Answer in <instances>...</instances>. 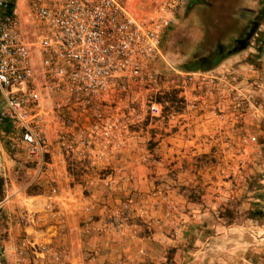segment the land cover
<instances>
[{
  "label": "rangeland",
  "instance_id": "374dc122",
  "mask_svg": "<svg viewBox=\"0 0 264 264\" xmlns=\"http://www.w3.org/2000/svg\"><path fill=\"white\" fill-rule=\"evenodd\" d=\"M149 1L154 9L165 0ZM26 8L19 0L22 17ZM162 55L156 71L166 83L154 99L163 114L137 105L117 157L96 156L101 143L87 141V114L78 113L82 124L70 129L61 112L58 124L42 129L62 156L56 181L48 172L52 148L39 170L16 131L0 124V264H51L32 244L52 247L44 237L59 236L64 225L53 190L80 185L85 200L93 182L114 204L101 224L92 204L82 205L83 261L264 264V0H189L164 35ZM188 74L208 78L185 84L178 75ZM104 231L111 232L109 260L93 239Z\"/></svg>",
  "mask_w": 264,
  "mask_h": 264
},
{
  "label": "built area",
  "instance_id": "2783aa9c",
  "mask_svg": "<svg viewBox=\"0 0 264 264\" xmlns=\"http://www.w3.org/2000/svg\"><path fill=\"white\" fill-rule=\"evenodd\" d=\"M188 1L165 0L153 9L149 0H25L22 17L19 0H0V124L16 131L39 170L52 148L42 129L58 124L61 112H68L70 129L82 124L78 113L87 114V141L101 143L99 158L121 154V129L131 124L137 105L162 116L154 96L166 79L156 68L164 35ZM178 76L194 85L208 78ZM121 111L128 116L108 114ZM32 250L65 264L66 253L56 247L34 243Z\"/></svg>",
  "mask_w": 264,
  "mask_h": 264
},
{
  "label": "crops",
  "instance_id": "0c3cea01",
  "mask_svg": "<svg viewBox=\"0 0 264 264\" xmlns=\"http://www.w3.org/2000/svg\"><path fill=\"white\" fill-rule=\"evenodd\" d=\"M246 51V50H245ZM53 137L50 138V141ZM53 141V140H52ZM52 144V155L51 160L52 162L49 164L48 172L53 175V179H56V181L62 180V176L64 168L62 164V156L60 155V152L57 151L55 146ZM127 159V156L124 155ZM60 161V162H59ZM60 163V164H59ZM100 182V181H99ZM93 186V188H92ZM93 195L89 196L88 199L84 198L82 199V196L79 195L80 190L82 189V186L80 185H67L65 186V189L58 188L55 193L52 194L50 199H52V204L55 205V207H58L57 214H61V219L63 218L64 225L59 226L60 228V234L59 236H47L44 237V240H48L51 242L53 247H56L57 249L62 248L64 250V253L67 255L68 262L70 264H94L92 261L82 259L81 254V247H82V240H81V233L79 225L81 222L84 221L85 216L82 213L83 206L85 204L89 203L92 204L93 212L99 215V222L97 224H101L103 221V213H107L106 211L113 206L114 203H110L107 201L103 195L106 194V190L102 185L96 184L93 182L91 186ZM83 190V189H82ZM55 191V190H53ZM111 196V193L108 195V198ZM107 201V203H106ZM83 205V206H82ZM95 214V215H96ZM58 218V217H57ZM56 216L53 214V219L58 221ZM98 241V244L102 247L101 251L103 253L107 254V260L108 256H110V246L113 247L109 242L112 240L111 238V232L110 231H104L101 236H96L93 238ZM92 240V239H91ZM90 240V243H91ZM109 248V250L103 249V247ZM87 254V253H86ZM104 257V255H102ZM98 256L96 259L95 264H110L105 263L103 261V257ZM109 262V261H108Z\"/></svg>",
  "mask_w": 264,
  "mask_h": 264
},
{
  "label": "trees",
  "instance_id": "16d2710c",
  "mask_svg": "<svg viewBox=\"0 0 264 264\" xmlns=\"http://www.w3.org/2000/svg\"><path fill=\"white\" fill-rule=\"evenodd\" d=\"M3 187H4V182L3 179L0 177V201L2 199Z\"/></svg>",
  "mask_w": 264,
  "mask_h": 264
}]
</instances>
